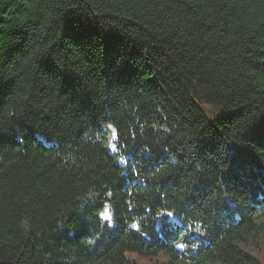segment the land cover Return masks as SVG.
Here are the masks:
<instances>
[{"label": "trees", "instance_id": "obj_1", "mask_svg": "<svg viewBox=\"0 0 264 264\" xmlns=\"http://www.w3.org/2000/svg\"><path fill=\"white\" fill-rule=\"evenodd\" d=\"M261 239L264 0H0V264H261Z\"/></svg>", "mask_w": 264, "mask_h": 264}, {"label": "rangeland", "instance_id": "obj_2", "mask_svg": "<svg viewBox=\"0 0 264 264\" xmlns=\"http://www.w3.org/2000/svg\"><path fill=\"white\" fill-rule=\"evenodd\" d=\"M207 116H208V119L211 121L212 118L209 117V115H207ZM103 132L105 134H107V137L109 138L106 141L107 151L109 153H114L115 150H114V146L112 143L114 140V138L112 137L113 130L109 127H103ZM120 162L121 161L119 160V163ZM105 214L103 215V217L105 218L106 221H109V214H107L108 218H106ZM247 251L250 254H252L258 261H260L261 264H264V240L261 239V243L258 246H253V247L247 248ZM126 257L128 259L135 261L136 264H158V263L164 261V257L162 255H159L158 258H153V259L148 260V259H144V258L140 257L137 253L127 252Z\"/></svg>", "mask_w": 264, "mask_h": 264}, {"label": "snow or ice", "instance_id": "obj_3", "mask_svg": "<svg viewBox=\"0 0 264 264\" xmlns=\"http://www.w3.org/2000/svg\"><path fill=\"white\" fill-rule=\"evenodd\" d=\"M105 215H106V218H108V217H107V213H106Z\"/></svg>", "mask_w": 264, "mask_h": 264}]
</instances>
